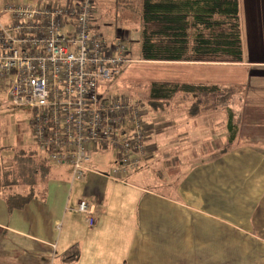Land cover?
Returning a JSON list of instances; mask_svg holds the SVG:
<instances>
[{
    "label": "crops",
    "instance_id": "0c3cea01",
    "mask_svg": "<svg viewBox=\"0 0 264 264\" xmlns=\"http://www.w3.org/2000/svg\"><path fill=\"white\" fill-rule=\"evenodd\" d=\"M30 1L0 0V10ZM239 10L243 61L179 63L195 82L223 86L221 101L195 116L175 100L150 109L161 123L151 166L126 180L106 174L114 162L97 156L109 149L93 153L82 179L56 166L46 193L21 208L0 194V264H62L76 242L73 264H264V0H239ZM9 18L0 11V24Z\"/></svg>",
    "mask_w": 264,
    "mask_h": 264
},
{
    "label": "built area",
    "instance_id": "2783aa9c",
    "mask_svg": "<svg viewBox=\"0 0 264 264\" xmlns=\"http://www.w3.org/2000/svg\"><path fill=\"white\" fill-rule=\"evenodd\" d=\"M0 11L10 16L0 24V80L11 103L30 107L32 140L49 164L69 165L72 178L82 179L94 152L114 149L110 178L151 166L160 123L148 119L141 99L99 91L134 60L125 33L109 43L100 32L95 2H10ZM78 209L95 224L91 201L81 199Z\"/></svg>",
    "mask_w": 264,
    "mask_h": 264
},
{
    "label": "trees",
    "instance_id": "16d2710c",
    "mask_svg": "<svg viewBox=\"0 0 264 264\" xmlns=\"http://www.w3.org/2000/svg\"><path fill=\"white\" fill-rule=\"evenodd\" d=\"M118 3L128 6L124 9L138 21L137 59L142 62L243 61L239 0H118ZM131 54L130 50V58ZM125 70L126 64L118 76ZM224 91L218 83L164 78L151 81L147 95H141L145 99L136 94L123 95L141 99L149 111L162 109L182 94L191 97L188 111L195 116L209 107L213 97L219 101ZM0 166V194L11 210L46 193L53 165L35 145L13 147L11 158L0 161ZM80 254L81 245L76 242L61 255L62 264L75 263Z\"/></svg>",
    "mask_w": 264,
    "mask_h": 264
},
{
    "label": "rangeland",
    "instance_id": "374dc122",
    "mask_svg": "<svg viewBox=\"0 0 264 264\" xmlns=\"http://www.w3.org/2000/svg\"><path fill=\"white\" fill-rule=\"evenodd\" d=\"M93 1L96 7V23L100 32L109 43L115 40L118 32L120 35L125 33L126 42L132 51L131 57L134 60L126 64V70L123 74L112 80H106L100 83L99 91L107 98L119 97L123 94H136L144 98L142 96L147 95V88L153 79L184 80V70H193V67L188 68V66L181 65L177 62L146 63L138 60V21L131 12L124 9L128 8V6L119 5L118 0ZM194 72L195 70L192 72V82H195L194 77L197 78ZM186 98L182 94L177 95L174 99L177 104L176 106L189 105L191 97ZM30 116L31 111L29 106L14 105L8 100L5 82L0 80V161L7 160L10 155L12 156L13 147L19 146L20 144H23L25 147L34 145ZM175 116L178 118L181 115L176 114ZM166 118L169 119L167 116ZM162 121H166L165 118H162ZM116 152L115 150L113 155L112 153H107L97 157L106 159L107 162H114L111 166L113 167L117 164L115 160ZM164 153H166L165 156H169L168 152ZM54 168L56 166H52V170ZM67 170L70 171L69 169Z\"/></svg>",
    "mask_w": 264,
    "mask_h": 264
}]
</instances>
